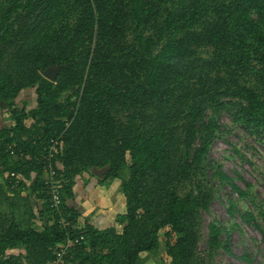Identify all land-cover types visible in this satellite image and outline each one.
<instances>
[{
  "label": "trees",
  "instance_id": "16d2710c",
  "mask_svg": "<svg viewBox=\"0 0 264 264\" xmlns=\"http://www.w3.org/2000/svg\"><path fill=\"white\" fill-rule=\"evenodd\" d=\"M59 64L54 81L40 74ZM31 87L35 105L17 106ZM0 101V264H50L67 235L82 238L62 264H141L161 242L162 264H203L214 181L254 197L207 156L221 112L264 141V0H0ZM51 138L67 227L43 179ZM125 166L126 210L99 228L76 209L74 179ZM236 204L227 197L230 217ZM233 227L208 222L207 259L230 252L221 235Z\"/></svg>",
  "mask_w": 264,
  "mask_h": 264
},
{
  "label": "rangeland",
  "instance_id": "374dc122",
  "mask_svg": "<svg viewBox=\"0 0 264 264\" xmlns=\"http://www.w3.org/2000/svg\"><path fill=\"white\" fill-rule=\"evenodd\" d=\"M16 105L27 108L33 107L35 105L34 88L21 91L16 100ZM4 106L5 104L2 102L0 105V126L9 124ZM217 124L219 128L211 141L207 160L220 164L222 170L232 177L233 181L242 189H246L245 182L250 183L251 194H254V197L252 198L251 195L240 197L229 183L218 184L217 181H214L217 189L214 192L209 211H202L201 213L198 255L204 257L203 264H264L262 233L254 227L252 222L242 220L239 214L244 210L251 211L264 230V221L259 213L264 210V141L247 132L243 126L233 124L227 112H221L217 116ZM211 172L212 169L208 168L206 174L209 176ZM128 174V167H122L116 177L109 179L110 182H100L93 187L90 193L81 194L80 198H83L85 204L88 203V205L96 207L98 212L104 209L110 213L121 215L126 210L121 184ZM2 190L10 194L7 188L3 187ZM227 197L237 202L236 206L239 212L236 211L234 217H230L226 211ZM14 199L15 205L23 202L19 196ZM9 201H4L1 210L7 211ZM211 220H216L226 228H229L230 223L233 222L234 227L230 230L227 229L221 235L222 240L226 239L227 235L230 252L221 248L213 254L211 259H207L204 251L207 225ZM244 255L247 256L248 260L244 259ZM168 260L164 243L161 242L157 250L142 254L141 264H162Z\"/></svg>",
  "mask_w": 264,
  "mask_h": 264
},
{
  "label": "built area",
  "instance_id": "2783aa9c",
  "mask_svg": "<svg viewBox=\"0 0 264 264\" xmlns=\"http://www.w3.org/2000/svg\"><path fill=\"white\" fill-rule=\"evenodd\" d=\"M58 144L59 141L57 139L51 138L46 146V151L43 156V179L47 188V194L49 196L48 200L50 210L58 214V223L62 227H67L69 223L62 215L60 188L57 182V171L55 168V154L57 152ZM11 175L13 176L14 174L12 173ZM81 238V235L74 238L67 235L66 239L58 245L54 260L50 264H62L70 245L72 243H79Z\"/></svg>",
  "mask_w": 264,
  "mask_h": 264
},
{
  "label": "crops",
  "instance_id": "0c3cea01",
  "mask_svg": "<svg viewBox=\"0 0 264 264\" xmlns=\"http://www.w3.org/2000/svg\"><path fill=\"white\" fill-rule=\"evenodd\" d=\"M92 170L93 168L91 169L92 174L84 172L74 179L73 190L75 195V207L90 223L99 228H104L114 223L117 214L110 213L108 210L104 209L101 212H98L96 211V207L90 206L88 203L85 204L83 198H80L81 194L90 193L93 187L100 183L97 179L100 177L94 175ZM106 182H110V180L106 179L102 183Z\"/></svg>",
  "mask_w": 264,
  "mask_h": 264
},
{
  "label": "water",
  "instance_id": "95a60500",
  "mask_svg": "<svg viewBox=\"0 0 264 264\" xmlns=\"http://www.w3.org/2000/svg\"><path fill=\"white\" fill-rule=\"evenodd\" d=\"M63 65L59 64V65H56V66H50V67H47L46 69L40 71V74L50 80V81H54V78L56 76V74L59 72V70L62 68ZM0 105H2V101H0ZM105 171L104 168H100V169H96V168H93L92 172L94 173V175L98 176V177H101L103 172Z\"/></svg>",
  "mask_w": 264,
  "mask_h": 264
}]
</instances>
